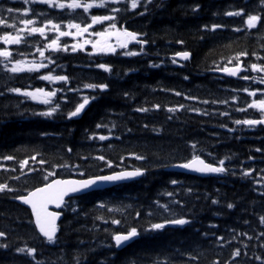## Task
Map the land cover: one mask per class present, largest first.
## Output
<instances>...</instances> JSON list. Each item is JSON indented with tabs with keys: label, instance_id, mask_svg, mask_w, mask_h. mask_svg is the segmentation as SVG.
Listing matches in <instances>:
<instances>
[{
	"label": "trees",
	"instance_id": "1",
	"mask_svg": "<svg viewBox=\"0 0 264 264\" xmlns=\"http://www.w3.org/2000/svg\"><path fill=\"white\" fill-rule=\"evenodd\" d=\"M56 2L68 5L72 0ZM77 2L80 8L55 9L32 0H0V18L6 22L0 25V40L21 34L19 17L25 11L36 27L49 24L54 32L48 37L35 34L17 48L0 43V50L12 53L7 59L0 57V185L7 186L0 192V232L5 234L0 244L6 245L0 247V264H262L264 129L246 133L235 123L259 119L261 114L248 108L247 84L211 71L239 65L243 76H261L257 72L264 71V2L136 0L137 7L132 8L133 0H124L92 7L87 13L84 4L99 5L102 0ZM9 7L13 13L6 11ZM240 9L242 15H226ZM250 14L260 17L253 28L246 23ZM92 15L115 16L118 30L137 33L146 46L95 53L64 35L55 49H48L46 67L27 70L40 64L33 55L47 47L49 39H56L55 33L68 32L66 23L84 28ZM110 24L98 26L87 39H99L94 33L109 29ZM52 25L63 26L56 30ZM214 25L219 27L213 30ZM126 51L139 54L127 56ZM182 52L191 53V61L173 63ZM17 61L25 70L9 71ZM41 75H65L68 81L50 82L39 79ZM89 84L107 88L86 87ZM37 89L59 91L49 104L21 94ZM85 97L89 103L82 114L69 119L68 113ZM56 105L51 116L38 115ZM101 135L108 139L100 140ZM6 156L13 159L5 160ZM97 156L105 160L94 159ZM197 156L215 165L224 160L225 174L203 179L167 171ZM131 168L145 170V177L69 201L54 243L41 239L30 212L16 203L17 196L54 177H94ZM49 171L55 175L45 181ZM173 217L190 223L152 230V224ZM131 228L137 229L139 238L118 250L113 236ZM33 248L36 251L29 256L27 250ZM237 249L240 255L234 258Z\"/></svg>",
	"mask_w": 264,
	"mask_h": 264
},
{
	"label": "snow or ice",
	"instance_id": "2",
	"mask_svg": "<svg viewBox=\"0 0 264 264\" xmlns=\"http://www.w3.org/2000/svg\"><path fill=\"white\" fill-rule=\"evenodd\" d=\"M25 2H28V0H25ZM33 3L35 2H39V3H44V4H48L49 7H53L55 6L53 3V0H32ZM109 2V0H102V2L99 5H94L92 3H87L83 5V10L85 13H87L89 11L90 8L92 7H105L106 4ZM110 2L112 4H116L119 3L120 0H110ZM262 2H264V0H262ZM148 3H151V0H148ZM58 7L60 8H64L65 5L63 3L59 4ZM68 8H80L81 4L77 2V0H72L71 3H69L67 5ZM132 8H136L137 7V3L136 0H133ZM6 11L8 13H13L14 9L12 7H9L6 9ZM110 11H114V12H119L120 9L118 8H112L110 9ZM141 15H143V13H140ZM243 14V9H240L239 11L236 12H228L226 13V15L229 16H239ZM24 15H28L27 11H25ZM260 19V17L258 15H248L246 23L247 26L249 28H253L256 26L257 21ZM91 20H92V24H97V23H101L103 21H112V23L110 24L109 29L105 30V31H96L94 33V35L96 37H98L99 39L91 42V47L93 49L94 52H102V53H115L116 48L119 47L120 49H127L128 45L131 41H137L138 43H147V41H138L137 40V33H133L131 31H127L124 29H117V24H116V17L112 16V15H92L91 16ZM6 22L4 19L0 18V25H4ZM22 23L27 26V25H31L34 23V21L32 19H24L22 21ZM53 28H56L58 30V25H52ZM69 28H75L77 29V34H82L83 32L88 31V28L92 27V25H87L84 28H81L80 24L77 23H69L68 24ZM219 27L218 25H214L213 26V30ZM234 30H239V29H234ZM20 31H24V29H21ZM30 33H39L41 36H44L45 34V28L44 27H32L30 29ZM69 33L66 32H59V35L64 36V35H68ZM90 35H92L93 33H89ZM115 37L116 43L115 45L109 43V40ZM22 37L20 35H16V36H12V35H4L3 36V43L6 45L9 44H18L20 43ZM180 43H182V41H179ZM85 44L89 43V41H84ZM48 48H53L55 49L57 47V40L53 39L51 40V43L47 45ZM76 45H74L72 47V51H76L77 50ZM66 50V49H65ZM81 50H83L81 48ZM39 55L43 58L45 53L42 50H39ZM91 54V53H90ZM124 55L127 56H135L138 53L135 51H126L123 53ZM12 55V53H10L7 50H0V57H3L5 59L9 58ZM178 56H180L182 59L187 60L189 58V53L188 52H182V53H177ZM238 55H246V53H240ZM49 63H54V61H52L50 58L48 60ZM176 61L173 60V63H175ZM229 63H231V61H229ZM47 65L45 64H35L32 67L27 68L28 71H33V70H39V68L41 67H46ZM99 68H102L104 71L108 72L110 71V68L107 67L104 64H99L98 65ZM252 69L255 71L257 70V65L256 64H252L251 65ZM11 72H21L24 71L25 68L22 67V62L17 61L12 68L8 69ZM240 67L239 65H237L236 68H224L223 71L227 72L229 75L231 76H236L237 72L240 71ZM264 70V69H262ZM243 79H248L247 76L242 77ZM39 79L41 80H46V81H64L67 82L68 81V77L65 75H41L39 77ZM185 79H187V77H185ZM262 83H264V81H261ZM86 87L89 88H96L99 87L102 91L104 89L107 88V85L105 84H101V85H94V84H89L86 85ZM69 90H73V89H69ZM13 91L20 93V89H13ZM59 91L58 89H53L51 91H43V89H37L36 92H23L21 93L22 95L31 97L33 100H37L39 99L41 103L43 104H49L51 102V97L56 95V92ZM176 95H180L179 92L176 93ZM250 96H255L256 93L255 92H250L249 93ZM261 95H264V93H262ZM187 99V97H185ZM89 103L88 98H84L83 99V103H79L75 109L73 111H70L68 113V118L71 119L72 117H76L78 116L81 111L84 109L85 105H87ZM204 103H208V101H204ZM59 107V105H56L54 107H52L49 111L46 112H41L38 113V115L41 116H51L53 113H55L57 111V108ZM158 107V106H157ZM182 107V106H181ZM249 107L252 108H258L260 109V111L262 113H264V99H259L257 100H253L252 103L249 104ZM138 111H142L143 109H137ZM172 109H169V111H171ZM238 110H242V109H238ZM235 123L240 124H247V125H254V124H264V119H260V120H251V119H246L243 121L237 120L235 121ZM97 128H100L101 125L97 124L96 125ZM91 138V137H90ZM100 140H106L108 139V137L101 135L99 136ZM117 139H119V137H117ZM69 152H71V149H68ZM257 151H260V149H257ZM84 159H87V157H83ZM5 160H11L13 159V157L11 156H6L4 157ZM33 160L36 159L35 156L32 157ZM94 159L96 160H101L104 161L105 158L103 156H97L94 157ZM136 159H143V157L141 156H137ZM249 159H251V157H249ZM39 163L43 164L45 163L44 161H38ZM27 161H24L21 164V168H23L24 164H26ZM105 163L107 164V167L111 168L112 164L108 161H105ZM219 164L221 166H212L209 163H205L204 160L200 159L199 157H193V159L189 162L186 163H180L177 165H174L175 167L181 168V169H187V170H191L193 172L196 173H201V174H215V173H224L226 171V168L223 167L224 165V160L219 161ZM62 167H68L67 164L61 165ZM75 167L79 168V165H76ZM55 175L54 172L49 171L47 173L46 176L43 177V179L45 181L48 180L49 177ZM80 176H84L85 173L83 171H81L79 173ZM144 175V171L141 169H135L133 171H120V172H115L113 174L110 175H97L94 177H89L86 179H78V180H65V179H54L51 180L48 183H45L43 186L41 187H36L34 190H30L27 191V195H20L17 196L16 199H19L23 204L30 206L31 208V212H32V216L34 217V221H35V226L38 229L39 233L41 236H43L44 238H46V241L49 243H54L57 237V231H58V226H57V220L60 218L61 213L57 212V211H50L49 210V206L52 205L54 206L55 209H60L62 207V205L65 204V198L66 197H71L72 194H90L92 192V190L94 188H97L98 185L102 184V183H117V182H123L129 179H133L136 177H140ZM245 176L249 175L248 172L244 173ZM171 183L176 184L177 181L173 180L171 181ZM7 186L6 185H0V192L4 191L5 188ZM8 191H13L12 188H7ZM169 195H171V193H169ZM262 195H264V193H262ZM214 204L216 203L215 200L212 201ZM102 206V205H101ZM227 207L229 209H231L233 207L232 204H228ZM73 212L76 211L75 208L72 209ZM139 215V214H137ZM113 224H119L120 222L118 220H113L112 221ZM190 223V220L185 219V218H177V217H173L170 219H166L164 222L162 223H154L152 224L151 228L152 230H164L166 228L167 225H176V226H184ZM245 223H247V221H245ZM261 223L264 224V217L261 218ZM211 227H216L215 225H211ZM5 234L3 232H0V236H4ZM138 232L136 228H131L126 234H115L113 236V240L115 241V246L117 248H120L121 246H123L126 242H130L133 238L137 237ZM246 235V234H244ZM261 235H264V233H261ZM249 239H252V237H248ZM218 240H223L224 238L222 236H218L217 237ZM0 247H6V245H2L0 244ZM244 247H247V245H245ZM261 247H264V244L261 245ZM20 251H24V249H21ZM35 249H28V255L29 256H33V254L35 253ZM240 255V251L237 249L233 256L238 257ZM246 255V253H245ZM257 260H260V257H256ZM218 264V262H217ZM262 264H264V262H262Z\"/></svg>",
	"mask_w": 264,
	"mask_h": 264
},
{
	"label": "water",
	"instance_id": "3",
	"mask_svg": "<svg viewBox=\"0 0 264 264\" xmlns=\"http://www.w3.org/2000/svg\"><path fill=\"white\" fill-rule=\"evenodd\" d=\"M178 58H179L181 61L186 62V61H189V60L191 59V54L189 55V58H188L187 60L182 59L180 56H178ZM240 73H241V72L238 71L236 76H231V75H229V74H228L227 72H225V71H215V72H213V74H215V75H221V76L226 77V78H229V79H237L238 76L240 75ZM258 125H262V126L264 127V124H261V123L254 124V125H252V126H258ZM170 171H173V172H179V173H183V174H190V175H195V176H200V177H208V176L216 175V174H217V173H215V174H201V173L193 172V171H191V170L181 169V168H178V167H173V168L170 169ZM141 177H142V176H140V177H136V178H133V179H129V180H126V181H123V182H117V183H102V184L98 185L97 188H94V189L92 190V192H95V191H101V190H104V189H107V188H111V187H114V186H116V185L123 184V183H125V182H131V181H134V180H138V179L141 178ZM83 195H85V194H83ZM78 196H81V194H72L71 197H66V198H65V202H66V200L69 199V198L78 197ZM18 203H19L20 205L24 206L25 208H27V209H29V210L31 211L30 206L23 204L20 200H18ZM63 206H64V205H62V207H61L60 209H55L54 206L50 205V206H49V210H50V211H60V210L63 208ZM31 213H32V212H31ZM33 219H34V217H33ZM62 219H63V217H62V215H60V218L57 220V226L61 223ZM34 223H35V221H34ZM37 230H38V229H37ZM38 232H39V231H38ZM57 236H58V231H57ZM42 237H43V236H42ZM43 238H44V237H43ZM44 239H46V238H44ZM135 239H136V237L133 238L130 242H126V243H125L123 246H121L120 248H121V249H124L126 246L130 245Z\"/></svg>",
	"mask_w": 264,
	"mask_h": 264
},
{
	"label": "bare ground",
	"instance_id": "4",
	"mask_svg": "<svg viewBox=\"0 0 264 264\" xmlns=\"http://www.w3.org/2000/svg\"><path fill=\"white\" fill-rule=\"evenodd\" d=\"M176 165H177V164H176ZM173 167H175V166L173 165V166L169 167L167 170H169V169H171V168H173Z\"/></svg>",
	"mask_w": 264,
	"mask_h": 264
},
{
	"label": "rangeland",
	"instance_id": "5",
	"mask_svg": "<svg viewBox=\"0 0 264 264\" xmlns=\"http://www.w3.org/2000/svg\"><path fill=\"white\" fill-rule=\"evenodd\" d=\"M121 1V0H120ZM110 2V1H109ZM67 25H68V23H67ZM59 26V25H58ZM59 28V27H58Z\"/></svg>",
	"mask_w": 264,
	"mask_h": 264
}]
</instances>
